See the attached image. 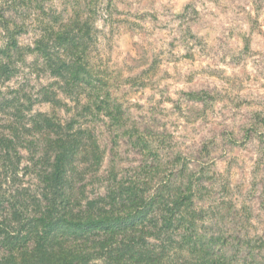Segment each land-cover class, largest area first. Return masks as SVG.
<instances>
[{"label": "rangeland", "instance_id": "obj_1", "mask_svg": "<svg viewBox=\"0 0 264 264\" xmlns=\"http://www.w3.org/2000/svg\"><path fill=\"white\" fill-rule=\"evenodd\" d=\"M7 1L0 0V16L10 30L21 27L13 38L24 54L16 56L20 73L0 84V99L21 85L32 97L57 90L60 80L44 69V59L68 60L69 40L79 43L85 78L100 81L132 134L109 130L104 116L89 123L105 151L99 174L113 159L119 177L131 178L154 153L170 186L191 181L187 205L204 215L197 233L241 243L238 252L224 247L238 264L249 256L263 263L264 0H14L2 13ZM64 35L69 39L55 40ZM3 36L0 46L8 41ZM40 40L44 52L33 51ZM57 94L67 107L37 100L24 115L70 119L76 109L67 111L72 103ZM136 137L147 147L135 146ZM20 153L22 175L30 164ZM180 167L183 175L176 174ZM23 178L35 192L34 175ZM103 186L89 197L102 196ZM169 249L152 264H190L187 251Z\"/></svg>", "mask_w": 264, "mask_h": 264}, {"label": "trees", "instance_id": "obj_2", "mask_svg": "<svg viewBox=\"0 0 264 264\" xmlns=\"http://www.w3.org/2000/svg\"><path fill=\"white\" fill-rule=\"evenodd\" d=\"M14 4L5 2L2 13ZM7 22L0 16V35L8 39L0 46V84L19 74L23 65L16 56L24 52L13 38L21 27L10 30ZM69 41L68 60L44 59V69L60 80L57 90L48 87L41 97H32L21 85L0 99V264H91L98 259L104 264H152L174 246L187 251L190 264H238L224 247L238 252L241 243L231 245L219 232L197 233L204 215L187 205L194 193L191 181L170 186V180L160 177L154 153L131 178L119 177L113 159L99 174L105 151L89 123L104 116L109 130H119L120 137L132 138L131 129H125L120 106L103 93L100 81L85 78L89 73L79 62V43ZM43 45L36 42L33 51L44 52ZM58 92L73 105L67 111L76 109L70 119L62 124L42 114L27 119V104L37 100L65 107ZM147 143L141 137L133 142L143 148ZM22 150L30 166L20 175ZM184 171L180 167L176 174ZM26 172L36 179L35 192L25 185ZM101 184L104 194L90 198L93 187ZM241 264L264 262L249 256Z\"/></svg>", "mask_w": 264, "mask_h": 264}]
</instances>
